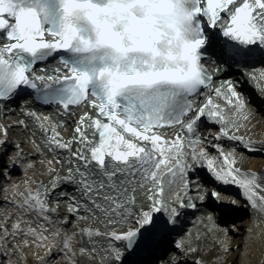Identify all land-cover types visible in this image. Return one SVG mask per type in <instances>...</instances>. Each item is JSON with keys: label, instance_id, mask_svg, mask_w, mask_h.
<instances>
[{"label": "snow or ice", "instance_id": "snow-or-ice-1", "mask_svg": "<svg viewBox=\"0 0 264 264\" xmlns=\"http://www.w3.org/2000/svg\"><path fill=\"white\" fill-rule=\"evenodd\" d=\"M169 2L175 6L173 25L183 27L182 36L177 28L182 65L162 75L136 71L144 78L118 83L104 76L106 55L89 51L64 18L60 30L45 28L35 0H0V112L24 89L33 90L42 104L56 105L60 115H71L73 107L95 110L80 115L66 139L60 130L66 127L63 120L54 121L24 103L21 112L31 120L32 136L40 134L39 143L31 140L32 149L44 157L39 164L48 179L26 180L21 186L0 169V177L9 181L0 188V264H26L29 253L40 264H80L81 258L134 264L130 258L146 250L161 229L176 225L182 210L196 209L197 201L221 208L235 204L220 186H234L251 209L264 214V175L242 169L236 148L226 151L221 143L264 152L257 141L240 134L252 115L247 99L232 80L221 81L199 107L195 99L212 87L214 78L202 62L209 32L226 38L220 50L226 61L249 64L259 53L264 63V0ZM50 60L59 66L37 70ZM248 75L264 92V69ZM202 118L219 126L211 139L198 131ZM16 123L29 127L25 119ZM164 128L178 130L167 137ZM8 132L9 126L0 123V147L8 143ZM15 149L12 165L25 159L19 144ZM35 167V160L28 161L23 174ZM199 167L217 188L206 190ZM207 221L209 231L220 229L213 215ZM68 225L77 230L69 232ZM222 231L220 243L227 252L229 228ZM175 247L182 253L198 250L184 239ZM167 264H180V258L173 255Z\"/></svg>", "mask_w": 264, "mask_h": 264}, {"label": "bare ground", "instance_id": "bare-ground-1", "mask_svg": "<svg viewBox=\"0 0 264 264\" xmlns=\"http://www.w3.org/2000/svg\"><path fill=\"white\" fill-rule=\"evenodd\" d=\"M211 32H213V31H211ZM210 35H211V33H210ZM211 40L216 41V36L214 33L211 36ZM222 42H223V38L219 37L217 42H215L213 44L214 47H217V48H214V50H219L222 46ZM259 61H260V57H259V54H257V57L251 63H253L255 65H257V63H259V65L263 64V66H264V63H260ZM57 66H59V65L55 61H53L51 63L42 64V65L38 66L37 70L40 67L54 68ZM240 73L241 72L235 70L233 74L234 75L238 74L237 76H240L241 75ZM215 85H219L218 82L215 83L213 86H215ZM213 86H212V88L201 92V94L199 96H197V97H199V99H196L197 107H199L200 104H202L204 102L207 95L213 94V92H212V89L214 88ZM241 87H242V94L248 95V96L246 95L247 98L246 97L245 98L248 101V107L250 108L252 115H251L249 121L247 122V127L242 128L240 134L251 137V139L258 142L259 147H264V144L259 143V142H264V99H262V97H264V92L259 91V94H258L259 96H258V95H256V93L254 91L250 90V88L248 87L247 84L243 83ZM238 91H239V88H238ZM244 92H246V93H244ZM248 98H250V101L248 100ZM25 102L33 110H36L39 113L51 114L54 121L63 120L65 122L66 127L62 128L60 130L66 139L70 138L72 136L73 128H74L75 123L78 120L80 115H82L84 112H87V111H92V112L95 111L94 109H91L89 106H85V107L73 108L71 115H60V114H58V108H56V107H52V108L51 107H47V108L42 107L31 96H27V95L24 96L23 98H21V97L16 98L10 104L6 105L5 110H7L6 111L7 115H10L11 117L14 116L13 118H18L17 121H19L21 119H25L26 123H28V125H29L28 128L21 126L24 129V132L26 135V140L28 142L27 144L29 145L28 147H29V150L31 151V153L28 156L30 158L34 156V158L37 159L38 164H39V160L43 159L44 157L36 155L32 149L31 140L36 139L37 143H39V139H38L39 135L37 134L36 137L32 136L33 125L31 123V120H30V118H26L21 112V108L23 107ZM218 102L223 104L222 100L218 101ZM8 108H10L11 111H9ZM16 125H17V123H16ZM199 125H201V126L198 129V131L201 134L202 138L208 137L209 139H211L209 134L215 133L219 130L218 125L213 124L212 122L208 121L206 118H202L201 121L199 122L198 126ZM177 130H178V128L177 129L165 128V129H162L161 131L167 137H172ZM89 134L91 135V129H89ZM205 143L207 144V141H205ZM221 143L223 144L225 150L227 148L231 149V148L235 147L236 151H237V157H238V155H243L244 159L241 158L238 160L239 166L242 169H244L245 171H248V170L254 171L258 174L264 175V152H259V151L258 152H247L243 149V147L241 145H238L235 142H231V141H221ZM2 152H4L3 155L6 154V158H7V156H8L7 148H4L2 150ZM209 153L211 155H217V153L211 148H209ZM48 158H50V156ZM3 159L4 158H1L0 162H3ZM6 161L7 160L5 159L4 162H6ZM26 163L27 162H25V164ZM20 164H22V171H23L25 164L23 163V161H21ZM14 166L15 165H11V170L15 169ZM38 166H39L38 174L29 178L28 180L34 179L36 181H39V180H42V178H43L46 181L48 179V177L43 174L45 172L44 166H42L40 164ZM29 171H30V169L27 171V173ZM197 174L202 179L205 178L207 182L212 183V185H215L216 187H218L217 182L213 181V179L209 176V174L207 173V171L204 168L199 167L197 169ZM33 187H35V185H33ZM219 189L222 190V194L227 201H235V204H228V206L226 208H221V207H218L217 204L215 202H212V201H206L205 203H200L199 201H197V208L196 209H184V210H182V215L180 216L179 222L176 225H168L166 228L161 229L156 246L148 254H152L151 257L156 256L158 253H160V255H162V256H164V255L167 256V252H168L167 250L169 248H171L170 246H171V244H173L172 241H174L173 235L177 239H183L182 237L186 236V234H187L186 231L190 228L189 224L191 221L189 220V216L193 212H197V211H201V215L199 216V218H196L198 223L196 224V228L194 229V232L192 234V235H194L192 244H195V243L199 244L200 241L205 236H207L206 237L207 239L203 244V246H204L203 249L200 251H197L195 254L192 255L195 258V260L202 259L203 261H206V260H208L210 262L216 261V263H214V264H230L233 261L236 253H237V255L240 254L237 249L234 250V248L237 244L236 239L238 240L240 238H235L233 236V234H235V232L238 229H239L238 232H241L243 234L242 238L243 239L245 238L244 241L246 243L247 248L249 249V246H251L250 250H249V253L251 255H256L259 252V250L264 252V215L260 214L256 210L251 209L250 206H248L246 200L242 197L240 191L237 188H235L234 186H220ZM206 190H207V188H206ZM193 196L195 197V192H194ZM205 207H209L211 209V211L210 212L207 211L208 209L206 210ZM239 211L246 212L248 214V217L246 220L248 222L247 224H246V222H243V223L239 222L240 226H242L241 228L234 225L236 228V231H232L231 228L229 227L230 225H232L231 223H230V225L228 224V225L223 226V224L228 222L227 220H231L232 214H236ZM60 214L61 215L65 214L63 207L60 209ZM158 215H161V214H158ZM208 215L214 216L216 223L220 226L219 230L209 231L210 225H209V222L207 221ZM201 221H203V223H201ZM226 227L229 228V232L227 235V241L230 245V250L227 252L222 250L221 243H220L221 240L224 239V233H223L222 229L226 228ZM76 230H77L76 228L72 227L71 232L76 231ZM244 241H243V243H244ZM215 249H216V251H215ZM43 253H44L43 249L39 250V255H43ZM249 253L247 251V254H249ZM55 257H56V253H53V258H55ZM81 259L84 261H89V260H87V258H81ZM152 259H150V260H152ZM160 259L162 261H164L163 258H160ZM32 260H29L28 263L29 262L33 263V261H35V262L40 264L39 260H37V259H34L33 261ZM148 262L149 261H145L144 264H146V263L148 264ZM158 262H159V259L157 260V263ZM89 263L95 264V262H92V261H89ZM135 264H137V263H135ZM180 264H186L184 262L183 258H180Z\"/></svg>", "mask_w": 264, "mask_h": 264}, {"label": "clouds", "instance_id": "clouds-1", "mask_svg": "<svg viewBox=\"0 0 264 264\" xmlns=\"http://www.w3.org/2000/svg\"><path fill=\"white\" fill-rule=\"evenodd\" d=\"M169 0H68L63 18L84 37L89 51L105 54L104 76L115 82L169 74L179 69L184 50L173 25ZM135 70V71H132Z\"/></svg>", "mask_w": 264, "mask_h": 264}, {"label": "rangeland", "instance_id": "rangeland-1", "mask_svg": "<svg viewBox=\"0 0 264 264\" xmlns=\"http://www.w3.org/2000/svg\"><path fill=\"white\" fill-rule=\"evenodd\" d=\"M252 67H248V68L245 69V73H246L245 76L247 77V79H249L254 84L255 88H252V89L256 93V95H258L259 91L256 89V83L257 82L255 80L250 79L248 73H257L258 74L262 69H264V66L261 65V64L260 65L257 64V65H254ZM218 86L219 85H215L213 87L215 88V87H218ZM246 95L247 94H245V96ZM6 111L7 110H5L3 112H0V123H3L5 125L9 126L8 143H6L2 147H0V159L4 158L3 162H0V169H3L4 171L7 172L8 177L10 178L11 182H15V183L20 184L21 186H23L24 181H26L29 178H31V177H33V176L38 174V172H39V166L38 165L39 164H38L37 159L34 158V156L31 157V158L28 156L31 153V151L29 150V147H28L29 145L27 144L28 142L26 140V135H25L24 129L21 126L16 125V122H17L18 118H13L14 116L11 117L10 115H7ZM37 134L40 135L38 131H37ZM0 138H3L2 134H0ZM16 144H19L21 149L23 150L25 159L22 160V161H23L24 164H25V162H28V161H31V160H35L36 161V167L34 169H30V171L27 173V175L23 174L22 164H20L21 161H19L14 166L15 167L14 170H11V165L12 164L10 163V159L9 158L12 157L15 154V152H16L15 145ZM4 148H7V153H8L7 158H6V154L3 155L4 152H2V150ZM228 150H230V149L227 148L226 151H228ZM241 158L244 159L243 155H238V160L241 159ZM5 159L7 160L6 162H4ZM42 180H45V179L42 178ZM8 182L9 181L7 179H5L3 177H0V188H2L3 185L5 183H8ZM207 190H210V189H207ZM193 194H194V192H193ZM3 197H4V194H3L2 191H0V200H3ZM205 209L206 210L208 209L207 211H209V212L211 211V209L209 207H205ZM200 215H201V211L193 212L192 214H190V216H189V220L191 221L190 224H189L190 228L186 231V233H187L186 236L182 237L186 241L190 240L191 241V246L197 248L198 249L197 251H200V250L203 249V247H204L203 244H204V242L207 239L206 238L207 236H205V237H203V239L200 241L199 244H197V243L192 244L193 243V236H194L192 234L194 232V229L196 228V224L198 223L196 218H199ZM247 217H248V214L246 212L239 211L236 214H232L231 220H227L228 222L223 224V226L228 225V224L230 225V223H231L232 225H236V226L241 228L242 226H240L239 222L240 223L241 222L242 223L246 222V224H247L248 223L246 221ZM67 230L69 232H71V230H72L71 225L67 226ZM238 230L235 232V234H233V236L235 238H240L238 240L236 239L237 244H236L234 250L237 249L240 254L237 255V253H236V255L234 256L233 261L230 264H264V252L259 250V252L256 255H251L249 253V250H250L251 246H249V249L247 248L246 243L244 241L245 238L244 239L242 238L243 234L241 232H238ZM173 238L172 239L174 241H172L173 244L170 243L171 244V246H170L171 248H169L167 250L168 251L167 252V256H165V255L161 256V258H163L164 261H162L160 259L158 263L156 262V264H167V261H168L169 257H171L173 255L178 256L179 258H183V260H184V262L186 264H195V261H197V260H195V258L192 255L195 254L197 251L194 252V253H182V252L178 251L176 249V247H175V243H176L177 240H180V239H177L176 237H174V235H173ZM243 241H244V243H243ZM26 251H28V250H26ZM215 251H216V249H215ZM247 251H248L249 254H247ZM14 258L18 259V257H14ZM32 259L34 260V259H36V257L32 256L29 253V255L27 256L26 264H39V263L33 261ZM29 260H32L33 263H30V262L28 263ZM214 263H216V261H211V262L208 261V260L204 261V264H214ZM63 264H67V262H63ZM80 264H91V263H89V261H84V260L81 259Z\"/></svg>", "mask_w": 264, "mask_h": 264}, {"label": "water", "instance_id": "water-1", "mask_svg": "<svg viewBox=\"0 0 264 264\" xmlns=\"http://www.w3.org/2000/svg\"><path fill=\"white\" fill-rule=\"evenodd\" d=\"M160 231L157 233L155 239L153 240V242L150 244V246L146 250L141 251L137 255L130 258L132 261H134V264L137 263L141 258L145 257L148 253H150V251L156 246Z\"/></svg>", "mask_w": 264, "mask_h": 264}]
</instances>
